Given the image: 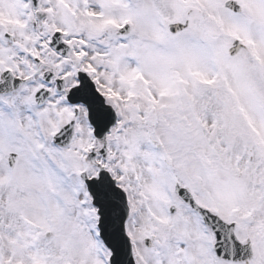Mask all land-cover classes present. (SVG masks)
I'll return each instance as SVG.
<instances>
[{
	"label": "snow or ice",
	"instance_id": "6c2138e0",
	"mask_svg": "<svg viewBox=\"0 0 264 264\" xmlns=\"http://www.w3.org/2000/svg\"><path fill=\"white\" fill-rule=\"evenodd\" d=\"M0 264H264V0H0Z\"/></svg>",
	"mask_w": 264,
	"mask_h": 264
}]
</instances>
